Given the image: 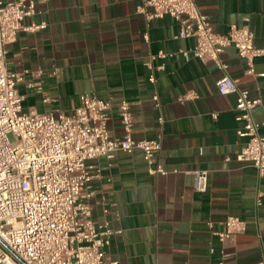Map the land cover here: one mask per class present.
Here are the masks:
<instances>
[{
    "label": "crops",
    "instance_id": "0c3cea01",
    "mask_svg": "<svg viewBox=\"0 0 264 264\" xmlns=\"http://www.w3.org/2000/svg\"><path fill=\"white\" fill-rule=\"evenodd\" d=\"M34 1L36 13L23 24L44 28L20 31L7 47L8 70L24 76L17 85L24 111L71 114L81 95L90 94L111 101L108 128L114 137L123 134L122 101L131 104L135 139L163 135L157 157L165 175L152 174L139 150L89 162L96 175L89 184L92 218L121 230L106 249L107 260L264 264V177L252 163L237 159L247 139L237 134L243 122L236 119V95L219 94L222 73L191 53L196 39L177 38L180 25L169 16L148 20L138 12L143 0ZM197 3L219 34L248 18L254 45L264 49V0ZM221 57L238 86L261 99L253 116L263 123L264 76L246 74L247 64L234 47ZM254 68L264 74V54L255 58ZM190 92L194 97L180 101ZM260 134L264 137V125ZM201 170L208 171L205 191L196 189L194 172ZM230 216L245 221L246 228L221 242L218 232Z\"/></svg>",
    "mask_w": 264,
    "mask_h": 264
},
{
    "label": "built area",
    "instance_id": "2783aa9c",
    "mask_svg": "<svg viewBox=\"0 0 264 264\" xmlns=\"http://www.w3.org/2000/svg\"><path fill=\"white\" fill-rule=\"evenodd\" d=\"M138 12L148 20L165 16L176 20L180 25L177 38H195L191 53L221 71L216 87L220 95H236V119L243 122L237 134L247 139L237 159L252 163L259 177H264V137L260 134L264 122H256L253 116L262 101L238 86L221 57L226 48L234 47L247 64L246 74L264 76L254 68L255 58L262 56L264 49L254 45L249 19H244L243 26L233 25L226 34H219L197 0H143ZM35 13L34 0H0V238L27 264H118L105 255L121 230L92 218L89 184L96 175L89 162L111 158L119 151L132 154L139 150L152 174L165 175L168 171L157 157L163 135L159 132L153 139H135L131 104L122 101L118 111L123 134L114 137L108 128L111 101L90 94L81 95L80 105L71 114L24 111L17 90L24 76L8 70L7 47L20 31L44 28V24H23ZM149 80L155 83L156 78L152 74ZM194 95L190 92L180 101ZM154 100H158L156 96ZM158 122L163 124L162 116ZM194 175L196 189L205 191L208 171H195ZM245 228V221L230 216L218 237L226 242ZM0 264L22 263L0 242Z\"/></svg>",
    "mask_w": 264,
    "mask_h": 264
},
{
    "label": "water",
    "instance_id": "95a60500",
    "mask_svg": "<svg viewBox=\"0 0 264 264\" xmlns=\"http://www.w3.org/2000/svg\"><path fill=\"white\" fill-rule=\"evenodd\" d=\"M0 242L22 263V264H27L25 261H23L19 256H17V254H15L11 248L4 243V241L0 238Z\"/></svg>",
    "mask_w": 264,
    "mask_h": 264
}]
</instances>
